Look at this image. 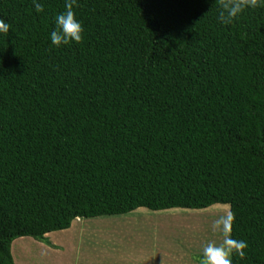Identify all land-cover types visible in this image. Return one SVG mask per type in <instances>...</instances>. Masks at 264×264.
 <instances>
[{
	"label": "trees",
	"instance_id": "1",
	"mask_svg": "<svg viewBox=\"0 0 264 264\" xmlns=\"http://www.w3.org/2000/svg\"><path fill=\"white\" fill-rule=\"evenodd\" d=\"M38 2L0 0V264L73 220L217 203L232 264H264V7L76 0L82 40L53 47L65 0Z\"/></svg>",
	"mask_w": 264,
	"mask_h": 264
},
{
	"label": "rangeland",
	"instance_id": "2",
	"mask_svg": "<svg viewBox=\"0 0 264 264\" xmlns=\"http://www.w3.org/2000/svg\"><path fill=\"white\" fill-rule=\"evenodd\" d=\"M227 204L201 209L145 207L118 215L73 220L47 233L11 243L14 264H200L204 244L219 242L214 220L229 227Z\"/></svg>",
	"mask_w": 264,
	"mask_h": 264
},
{
	"label": "clouds",
	"instance_id": "3",
	"mask_svg": "<svg viewBox=\"0 0 264 264\" xmlns=\"http://www.w3.org/2000/svg\"><path fill=\"white\" fill-rule=\"evenodd\" d=\"M75 2L76 0H65V10L58 13L54 19L55 27L49 33L53 47L79 43L82 40L83 28L72 10ZM33 7L38 12L42 10L38 0H33ZM259 7H264V0H218L217 19L223 25L231 24L245 9ZM8 31L9 24L0 20V34H6ZM213 229L220 240L209 241L203 245L200 264H232L233 255L244 257V249L247 247L245 241L234 240L222 221L214 220Z\"/></svg>",
	"mask_w": 264,
	"mask_h": 264
}]
</instances>
